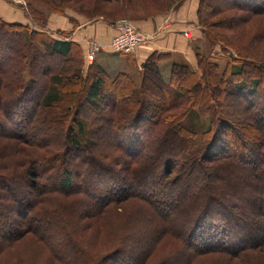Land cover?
I'll use <instances>...</instances> for the list:
<instances>
[{
    "label": "trees",
    "instance_id": "1",
    "mask_svg": "<svg viewBox=\"0 0 264 264\" xmlns=\"http://www.w3.org/2000/svg\"><path fill=\"white\" fill-rule=\"evenodd\" d=\"M181 1L26 0L34 28L0 18V138L15 149V156L0 149V264H169L167 254L152 257L155 248L131 253L124 243V224L140 210L161 246L176 244V262L238 264L264 247V0H224L226 10L244 11L236 18L200 0L204 39L238 57L221 63L196 49V66L170 61L167 79L161 61L169 53L151 54L138 78L111 75L95 60L83 74L70 33L55 37L46 28L50 12L71 9L112 24ZM137 9L143 13L130 16ZM234 25L259 42L253 51L216 31ZM206 116V125L194 124ZM90 145L99 161L85 158ZM91 229L90 247L110 248L94 254L81 240Z\"/></svg>",
    "mask_w": 264,
    "mask_h": 264
},
{
    "label": "crops",
    "instance_id": "2",
    "mask_svg": "<svg viewBox=\"0 0 264 264\" xmlns=\"http://www.w3.org/2000/svg\"><path fill=\"white\" fill-rule=\"evenodd\" d=\"M197 8L198 0H183L169 11L141 20H132L139 30L151 37L147 42L140 44L134 53L128 54L130 59H126L125 66L117 67V70L123 69L127 72L134 69L141 70L142 64L154 53L170 54V59L162 60V64L170 61H184L191 67H195L196 55L193 45L199 42L201 46L202 43V35L197 25ZM0 18L7 22L28 23L23 11L6 3L5 0H0ZM47 28L70 33L66 39L78 44L83 55L86 54L89 42L100 45L101 50L94 60L103 67H110L108 63L117 65L116 62L126 58L125 55H115V52L108 48L111 38L116 33V26L102 18L88 20L83 15L69 10L65 15L50 13ZM109 56L114 59L110 61Z\"/></svg>",
    "mask_w": 264,
    "mask_h": 264
},
{
    "label": "rangeland",
    "instance_id": "3",
    "mask_svg": "<svg viewBox=\"0 0 264 264\" xmlns=\"http://www.w3.org/2000/svg\"><path fill=\"white\" fill-rule=\"evenodd\" d=\"M176 1L177 0H160V3H164L165 6H171ZM199 1L200 0H198V6H199ZM221 1H222V3H221ZM5 2L10 4V5H12V6H14V7H16V8H18V9H20V10H22L24 16L26 17V15L24 13V8H23V7L26 6V0H5ZM226 2L227 1H224V0H210L209 1V3L211 5V7L213 8V10L221 8L220 9V10H222V12L220 13L221 15L230 16V17L232 16V17L236 18V15L238 16L239 14L240 15H242V13L244 14V11L243 12H238V10H236V9L228 8L226 10V8H224V6L227 5V4L224 5V3H226ZM32 4H33L34 7L45 11L46 7L42 6L41 4H39L37 2H32ZM174 8H175V6L169 8L168 11L171 10V9H174ZM68 10L69 11H74V10H71V9H67L66 12ZM74 12H76V11H74ZM50 13H53V12H50ZM76 13H78V12H76ZM142 13L143 12L141 10L137 9L136 11H132L130 13V16H136V15L138 16V15H141ZM78 14H80V13H78ZM81 15H83V14H81ZM207 15H208V12L205 10V8H203L202 9V16H207ZM83 16L86 17L85 15H83ZM218 17L219 16L216 15V16H213L212 18H210L209 20L211 22L212 21H216L218 19ZM86 18H88V17H86ZM26 19L28 21L27 24L29 26H31V28L32 27L34 28L35 25L32 24L31 20L28 17H26ZM95 19H97V18H95ZM116 19L117 20L115 22H113L114 24L118 20H126V21H129V22L132 23V20L127 19V17H118ZM47 20H48V16H47ZM47 20H46V28H47ZM88 20H92V19L88 18ZM73 24H76V22L74 21ZM197 25H198V17H197ZM247 25L245 23V26H247ZM236 26L237 25H234L232 28L231 27H228V28L219 27V28H216V31L223 38L229 39L230 42H232V43H235L237 45H243V46L244 45H249L251 47V50L253 51V47H255V46L257 47L259 45V42L256 39L251 38L252 37V33L248 34V35L241 34L243 32L240 30V28H236ZM198 28H199V30L201 32V35H202V43L200 41L201 46H200L198 41H197L198 43H196V44L194 43L193 47H194V52L195 53H196V49H197L199 52L201 51V52H203V53H205L207 55H210V57L212 59L218 60L221 63H223L222 58L223 59L228 58L229 53H232L231 55H233V57H235V58L238 57V54L232 48L226 46L225 43H223V42H217V43L211 45L208 40L204 39V35H203L199 25H198ZM48 30H50V29H48ZM255 30H256V26L253 27V31L252 32H255ZM50 31L53 33V35L57 36V34L54 33L55 30H50ZM238 34L244 35L246 38L239 37L240 35H238ZM91 43L93 44L95 42H92V41L89 42L88 46H90ZM100 50H98L94 54L92 62L94 61V59L96 57V54L98 52H100ZM254 52H255V50H254ZM112 58L113 57H110V61L114 59V58L113 59ZM125 61H126V58L123 61L119 60L118 62H116L117 65H115V64L111 65V64L108 63V65H110V67L105 66V68L112 75V74H114L116 72L117 67L125 66V64H126V63H124ZM81 62H82V72H83V74H86L87 70H88V68H89V66H90V64L92 62H90V63L88 62V60L86 58V54L82 56ZM162 72H163L164 78L167 79L168 74H169L168 73L169 72V63L165 62V64H163ZM130 73L133 74L135 78H138L140 76V74H141V70H137V69L135 70L134 69V70H131ZM26 75H27V73L24 72L23 77L26 78ZM137 80H139V79H137ZM53 119L54 118H52V120ZM54 120H56V119H54ZM207 120H208V117L206 116L204 118H201L200 120H198V119L195 120L194 124L196 126H199V127L200 126H204V125H206ZM54 122H56V121H54ZM54 122L51 121L50 124L52 125V127L54 128L55 131H59L61 129V125L59 123H57V125L54 126L52 124ZM12 124L13 123L8 122L7 126L11 127ZM56 137L57 136H53V138H56ZM0 140H1L0 149H2L1 152L6 151L8 155L15 156L14 147L13 146L10 147L12 144L9 145V144L3 143V142L7 141V140H4V138H0ZM58 143L59 142L57 140V144ZM88 149L91 150V152ZM87 152H88V154H84L85 158L88 159L87 155H91L92 157H96L97 156L96 158H98V159H96V160H98V161H99V159H101L100 156H99L101 152L98 151V149L95 146H92V145L87 146ZM42 165L43 164L40 163L39 166L38 165H34V166H35V168H38V171H39V170H41ZM61 165L62 164L60 162L59 165H57V167L59 168ZM24 167L25 166H23V167H21L19 169L23 170ZM44 176L46 177V180L48 181V179L50 177V172L44 173ZM26 180H28V179L26 178ZM120 205H121V207H124V206L128 207L127 203H125L123 201L120 203ZM1 212L3 214H5L6 210L2 209ZM145 215H146L145 211L144 210H140V211L136 212V214L134 216L130 217L129 221L128 222L126 221V223L124 224V227H123L124 230L123 231L126 234L124 243H126L127 245L129 244V246H131V249H130L131 251L130 252L131 253H142L143 254L145 249H147V250L148 249H151V250L153 249L154 250V248H155V252H154L152 257L156 256L158 261H162L165 258L164 255L167 254L169 264H184L185 261H186V260H184V258H181L180 262L177 261L178 263L175 261V259L171 258L172 256H174V251H175V248H176V244L175 243L167 241L163 246H161L162 242H160V237H158V238L155 237L157 234H155L153 232V229H152L154 227V224L151 223L148 219L146 220ZM9 217H13V214L9 215ZM5 219H6L5 221H9L10 218L6 217ZM15 226H17V225H15ZM91 233H92V229L91 230H86V232L82 233V237H81V240L84 243H86V245L88 247H90L91 241H92V238H93V236H90ZM29 237H31V234L27 232V233H25L23 235L22 239L24 241V240H27ZM100 237H102V235H100ZM90 248L92 249L94 254H98V253H102L105 250H107L108 248H110V245L106 244L103 247L102 246L100 247V246L97 245V247H90ZM157 250L159 251V253H160L159 255L160 256L158 254H156ZM245 253H246V256H245V254H243L240 258H237V260H236L237 262L236 261H234V262H236L238 264H258V263L264 264V247L254 248V249L249 250V251H247ZM170 255H172V256L170 257ZM203 261L202 262L201 261L197 262V264H222L223 263V262H221V261H223V259H221L220 261H214V260H211V261L206 260L204 262Z\"/></svg>",
    "mask_w": 264,
    "mask_h": 264
},
{
    "label": "built area",
    "instance_id": "4",
    "mask_svg": "<svg viewBox=\"0 0 264 264\" xmlns=\"http://www.w3.org/2000/svg\"><path fill=\"white\" fill-rule=\"evenodd\" d=\"M116 33L111 38L108 48L112 52H119L123 54L134 53L136 48L147 42L151 35L139 30L133 23L126 20H118L115 23ZM101 49L97 43H91L86 51V58L88 62H92L94 54Z\"/></svg>",
    "mask_w": 264,
    "mask_h": 264
}]
</instances>
